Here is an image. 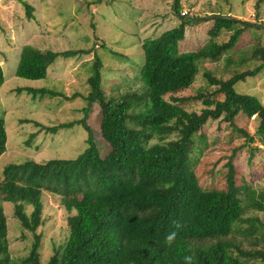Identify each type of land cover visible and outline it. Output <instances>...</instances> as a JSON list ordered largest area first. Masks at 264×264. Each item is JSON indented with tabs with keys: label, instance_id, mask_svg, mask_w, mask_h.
<instances>
[{
	"label": "trees",
	"instance_id": "1",
	"mask_svg": "<svg viewBox=\"0 0 264 264\" xmlns=\"http://www.w3.org/2000/svg\"><path fill=\"white\" fill-rule=\"evenodd\" d=\"M23 4L30 16L31 6ZM173 8L180 15L179 0L174 1ZM255 11L259 18L258 5ZM180 17L183 21L177 27L141 43L144 61L139 77L145 85L144 98L149 105L138 114V126L133 129L127 127L130 105L107 99L103 94L102 62L94 55L93 74L87 79L90 90L87 106L83 108L84 117L50 127L56 130L81 124L88 133L86 148L74 158L28 160L21 165L26 173L25 183L8 179L1 185L3 200L12 203L22 227L32 234V241L25 257L18 261L9 258L6 219L0 206V264H41L42 232L38 231L43 223L41 188L67 184L77 192L62 198L69 213L68 237L54 249L46 264H245L240 254L264 264V245L247 250L228 239L234 223L244 221L243 215L250 209L264 212V191L256 192L250 187L241 191L237 187L232 157L226 164L225 188L205 189L198 183L191 158L194 140L204 139L199 132L209 119L233 122L239 113L246 117L255 115L259 122L256 133L264 135V105L256 96L235 89L237 82L264 69V47L253 50V55L261 59L255 69L228 79L210 77V83L215 85L213 91H199L190 97L173 94L196 80L199 60L218 59L237 42L244 28L258 25L212 14L214 22L208 30L207 42L194 51L177 54L175 44L183 36L184 27L204 18L185 14ZM222 30L231 34L228 41L218 44L215 37ZM76 52L22 46L15 75L28 80L43 79L57 56ZM4 80L0 65V86ZM28 91L59 95L45 88ZM95 100L101 109V135L110 146L105 156L100 155L86 121ZM193 100L200 101V112L183 106ZM240 132L247 141L254 140L247 131L240 129ZM6 144L7 133L1 116L0 156ZM13 167L8 165L4 173ZM250 221L253 224L254 219Z\"/></svg>",
	"mask_w": 264,
	"mask_h": 264
},
{
	"label": "rangeland",
	"instance_id": "2",
	"mask_svg": "<svg viewBox=\"0 0 264 264\" xmlns=\"http://www.w3.org/2000/svg\"><path fill=\"white\" fill-rule=\"evenodd\" d=\"M174 1L0 0V65L5 78L0 86V117L7 133L6 150L0 156V206L6 219V251L11 260L18 261L27 255L32 234L22 227L12 203L3 200L1 185L8 179L25 183L26 173L21 165L28 160L74 158L86 148L88 133L81 124L56 130L50 127L84 117L83 108L87 106L90 90L87 79L93 74L94 55L102 62L103 94L107 99L130 105L127 119L130 129L138 126V114L149 105L144 98L145 85L139 77L144 61L141 43L177 27L183 21L182 13L190 18H204L184 27L183 36L175 44L177 54L194 51L207 42L208 30L214 22L212 14L235 17L258 26L244 28L237 42L218 59L199 60L196 80L174 95L190 97L199 91L209 93L215 89L210 77L228 79L260 64V56H254L253 50L264 47V0H179L180 15L173 8ZM23 2L31 6L30 16ZM256 5L260 8L259 18L255 16ZM230 34L231 31L222 30L215 37L216 43L228 41ZM25 45L53 52H77L57 56L47 68L45 78L28 80L15 75L19 52ZM29 88H45L59 95L29 92ZM235 89L256 96L264 105V69L237 82ZM183 106L197 112L202 108L198 100L186 101ZM86 121L100 155L105 156L110 146L101 135V109L97 100L92 103ZM258 123L257 117L239 113L233 122L209 119L202 126L199 133L204 139L196 137L191 150L192 169L200 186L225 188L226 164L232 157L237 187L241 191L246 187L264 191V135L256 133ZM240 129L254 140L247 141ZM8 165L14 167L4 173ZM75 191L69 184L41 188L43 223L38 228L42 232L41 264H46L54 249L68 237L69 213L62 198L76 194ZM26 211H30L29 206ZM243 219L234 223L228 239L243 249L261 248L264 212L250 209ZM239 257L245 264L259 263L241 254Z\"/></svg>",
	"mask_w": 264,
	"mask_h": 264
},
{
	"label": "built area",
	"instance_id": "3",
	"mask_svg": "<svg viewBox=\"0 0 264 264\" xmlns=\"http://www.w3.org/2000/svg\"><path fill=\"white\" fill-rule=\"evenodd\" d=\"M182 14H185V13H182ZM251 117H252V118H254V117H255V115H251Z\"/></svg>",
	"mask_w": 264,
	"mask_h": 264
},
{
	"label": "clouds",
	"instance_id": "4",
	"mask_svg": "<svg viewBox=\"0 0 264 264\" xmlns=\"http://www.w3.org/2000/svg\"><path fill=\"white\" fill-rule=\"evenodd\" d=\"M169 240H171L172 239V237L171 236H169V238H168Z\"/></svg>",
	"mask_w": 264,
	"mask_h": 264
}]
</instances>
